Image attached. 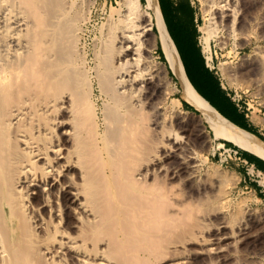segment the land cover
<instances>
[{
  "label": "bare ground",
  "instance_id": "obj_1",
  "mask_svg": "<svg viewBox=\"0 0 264 264\" xmlns=\"http://www.w3.org/2000/svg\"><path fill=\"white\" fill-rule=\"evenodd\" d=\"M116 1L88 67L79 38L95 0H0V264H201L199 254L224 264L264 229L247 212L232 230L219 215L198 250L172 240L185 219L172 181L198 195L204 175L196 134L162 129L159 101H147L153 112L142 107L162 92L146 43L152 26L181 100L214 138L263 160L264 146L190 85L156 0ZM206 1L225 26L243 18L233 0ZM261 70L257 60L239 69L253 78Z\"/></svg>",
  "mask_w": 264,
  "mask_h": 264
},
{
  "label": "rangeland",
  "instance_id": "obj_2",
  "mask_svg": "<svg viewBox=\"0 0 264 264\" xmlns=\"http://www.w3.org/2000/svg\"><path fill=\"white\" fill-rule=\"evenodd\" d=\"M83 1L90 2L91 0ZM95 1L89 19L82 22L79 38V47L88 54V65L90 64L88 67L95 65L96 60L94 59L96 58L92 60L95 57L92 55L95 54L94 51L99 55L102 54V44L105 40L102 34H104L105 25L117 19L114 14L112 19L109 16L112 11L111 6L118 7L116 0ZM194 2L200 14V46L211 70L215 72L214 75L223 89L247 113L248 127L264 138V85L258 87L255 84L256 79L264 78V70H261L255 78L246 77L239 71L240 68L255 60L264 63V0H233L236 12L243 16L233 27L225 26L218 20L212 19L211 12H207L206 0H194ZM153 19L155 20L154 15ZM153 27L155 25L152 26L153 34L148 35L151 37L147 36L146 43L149 46L152 45L149 54L155 65L156 80L160 82L162 92L147 95L146 100L141 99L142 107L145 111L147 108L150 112L154 111L152 108L159 101L161 103L159 112H164L169 117L168 123H166L168 117L166 120L158 117L159 126L163 127L164 124L162 129L166 130L169 126L170 130H175L180 134L183 126L196 134L192 136V144H194L191 145V149L196 151L202 160L204 175L202 179L205 181L202 180V191L194 195L192 184L183 186L179 181H172L175 204H182L185 213L183 226L172 240L178 242L179 239H184L189 251H194L198 250L201 240L210 238L208 232L219 222L218 218L221 216L224 218L222 221L227 222L225 223L230 230L236 229L246 212L254 215L255 218L264 220V180L251 175L250 166L242 165L237 159L225 160L228 151H223V149L236 148L223 143L228 141L215 139L209 127L199 119L194 109L183 108L176 79L172 78L166 62L160 58L157 49V34ZM147 101L151 104L154 101L157 103L154 102L152 104L154 106L150 108ZM177 114L181 118L179 122L181 124L178 125L173 118ZM158 129L161 130V128ZM241 130L247 139L254 138L264 146V141L259 137ZM220 143L224 145L221 147ZM252 231L258 235L257 241L249 249L242 248L243 246L240 245L236 252H229L230 258L224 264H264V229L258 231L255 228ZM207 256V254H199L197 258L200 259L201 264H216L206 259L209 258Z\"/></svg>",
  "mask_w": 264,
  "mask_h": 264
},
{
  "label": "crops",
  "instance_id": "obj_3",
  "mask_svg": "<svg viewBox=\"0 0 264 264\" xmlns=\"http://www.w3.org/2000/svg\"><path fill=\"white\" fill-rule=\"evenodd\" d=\"M156 5L166 34L178 55L183 73L193 89L195 91L197 89L200 94L196 92L202 98L205 97L210 101H218L224 109L239 119L243 125L249 126L247 113L223 89L221 83L214 75L215 72L211 70L209 64L206 62L202 47L200 46V14L194 0H156ZM153 29L156 33L155 27ZM156 39L158 47L163 53L157 36ZM217 82H219L218 84L223 90L216 89V93L212 95L210 90L218 85ZM241 114H244V117ZM241 151L238 153L237 160L242 165L250 166L264 175V160L246 151V157L251 159V163H249L241 155Z\"/></svg>",
  "mask_w": 264,
  "mask_h": 264
},
{
  "label": "trees",
  "instance_id": "obj_4",
  "mask_svg": "<svg viewBox=\"0 0 264 264\" xmlns=\"http://www.w3.org/2000/svg\"><path fill=\"white\" fill-rule=\"evenodd\" d=\"M141 1V3L143 4V2H144V0H140ZM158 49V52H159V54H160V58H161V60L163 61V62H166L165 61V58H164V55H163V53L161 52V50H160V48L158 47L157 48ZM169 73H170V75L172 76V78H173V75H172V73L170 72V70H169ZM219 82H217V84H218ZM195 88V87H194ZM196 89V88H195ZM216 89H218V90H223L222 88H221V86L218 84L217 86H215L214 88H212L210 91L212 92V95H214L215 93H216ZM196 91L199 93V91L196 89ZM200 94V93H199ZM203 96V95H202ZM204 97V96H203ZM181 99V98H180ZM204 99L206 100V101H208L209 102V104L218 112V113H220L222 116H224L227 120H229L230 122H232L234 125H236V126H238L239 128H241V129H243V130H245L246 132H249V133H251V135H255L256 137H259L261 140H263L264 141V138L260 135V134H258L257 132H255L254 130H252L251 128H249L248 126H245V125H243L240 121H239V119H237V118H235L234 116H232L230 113H229V111L228 110H226V109H224L223 108V106L218 102V101H215V100H212V101H210L209 99H207V98H205L204 97ZM181 103H182V106H183V108L184 109H187V110H193V108L190 106V105H188L185 101H183V100H181ZM241 116L242 117H244V114H241ZM225 145H229V147H233V148H236V149H234V150H237V152L238 153H240V151L241 150H239L235 145H233L231 142H223ZM245 153H246V151H244V150H242L241 151V155L244 157V159H246L249 163H251V159L250 158H248V157H246V155H245Z\"/></svg>",
  "mask_w": 264,
  "mask_h": 264
},
{
  "label": "built area",
  "instance_id": "obj_5",
  "mask_svg": "<svg viewBox=\"0 0 264 264\" xmlns=\"http://www.w3.org/2000/svg\"><path fill=\"white\" fill-rule=\"evenodd\" d=\"M206 62L208 63L207 59H206ZM223 151H228L227 155L225 156V160L237 159V157H238L237 156L238 155L237 150L228 148V149H223ZM250 170H251V175H255L257 178L264 180V175L261 172H259L258 170H254L252 167H250Z\"/></svg>",
  "mask_w": 264,
  "mask_h": 264
},
{
  "label": "water",
  "instance_id": "obj_6",
  "mask_svg": "<svg viewBox=\"0 0 264 264\" xmlns=\"http://www.w3.org/2000/svg\"><path fill=\"white\" fill-rule=\"evenodd\" d=\"M189 105V104H188ZM234 145V144H233Z\"/></svg>",
  "mask_w": 264,
  "mask_h": 264
}]
</instances>
